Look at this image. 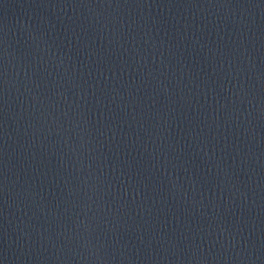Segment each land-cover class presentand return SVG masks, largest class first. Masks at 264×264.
Segmentation results:
<instances>
[{"label": "water", "instance_id": "1", "mask_svg": "<svg viewBox=\"0 0 264 264\" xmlns=\"http://www.w3.org/2000/svg\"><path fill=\"white\" fill-rule=\"evenodd\" d=\"M0 264H264V0H0Z\"/></svg>", "mask_w": 264, "mask_h": 264}]
</instances>
